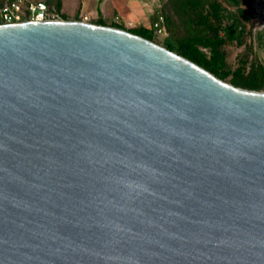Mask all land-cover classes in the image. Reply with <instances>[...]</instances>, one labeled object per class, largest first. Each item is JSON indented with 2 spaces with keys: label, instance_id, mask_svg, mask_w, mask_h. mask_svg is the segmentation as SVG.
<instances>
[{
  "label": "water",
  "instance_id": "obj_1",
  "mask_svg": "<svg viewBox=\"0 0 264 264\" xmlns=\"http://www.w3.org/2000/svg\"><path fill=\"white\" fill-rule=\"evenodd\" d=\"M0 264H264V91L126 29L0 23Z\"/></svg>",
  "mask_w": 264,
  "mask_h": 264
},
{
  "label": "trees",
  "instance_id": "obj_2",
  "mask_svg": "<svg viewBox=\"0 0 264 264\" xmlns=\"http://www.w3.org/2000/svg\"><path fill=\"white\" fill-rule=\"evenodd\" d=\"M64 0H48L45 4L61 14ZM237 2V0H230ZM164 15L171 41L167 48L189 58L222 80L230 77L235 86L264 91V64L256 57L241 59L233 68L228 62L224 46L228 42L241 41L244 28L238 27L237 19L224 24L228 10L218 0H168ZM75 20H81L77 15ZM93 23L126 29L134 34L155 40L152 29L145 27L126 28L122 24H108L99 19ZM224 31V36L222 35ZM206 48L208 53L202 50Z\"/></svg>",
  "mask_w": 264,
  "mask_h": 264
},
{
  "label": "rangeland",
  "instance_id": "obj_3",
  "mask_svg": "<svg viewBox=\"0 0 264 264\" xmlns=\"http://www.w3.org/2000/svg\"><path fill=\"white\" fill-rule=\"evenodd\" d=\"M43 1L46 3L48 0ZM167 1L168 0H160L159 2L163 12ZM218 1L228 10V15L224 24H227L232 18L239 20V29L241 27L244 28V35L241 41L228 42L224 46L230 66L235 68L238 66L241 59H251L253 56H256L264 64V0H237V2L230 0ZM51 11L58 14L57 18L63 19L59 12L54 9H51ZM62 12L65 13L70 20H75L77 15L81 20L83 16H86V14L82 13L77 7V3L73 1L64 4ZM91 21H94V19H91ZM222 35L224 36V31H222ZM170 38L171 34L168 31V36L160 38L155 37L154 41L167 47L168 43L171 41ZM202 50L205 51L207 49L202 48ZM205 52L208 53V50ZM229 80L230 77L225 81L229 82Z\"/></svg>",
  "mask_w": 264,
  "mask_h": 264
},
{
  "label": "crops",
  "instance_id": "obj_4",
  "mask_svg": "<svg viewBox=\"0 0 264 264\" xmlns=\"http://www.w3.org/2000/svg\"><path fill=\"white\" fill-rule=\"evenodd\" d=\"M76 2L90 21L99 19L108 24H122L126 28L145 27L150 29L155 19L160 0H64L63 5Z\"/></svg>",
  "mask_w": 264,
  "mask_h": 264
},
{
  "label": "built area",
  "instance_id": "obj_5",
  "mask_svg": "<svg viewBox=\"0 0 264 264\" xmlns=\"http://www.w3.org/2000/svg\"><path fill=\"white\" fill-rule=\"evenodd\" d=\"M57 16L58 14L52 12L43 0H0V23L59 19ZM155 16L151 24L155 37L168 36L165 15L160 5ZM82 20L89 21V17L87 15L83 16Z\"/></svg>",
  "mask_w": 264,
  "mask_h": 264
}]
</instances>
